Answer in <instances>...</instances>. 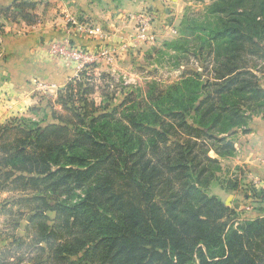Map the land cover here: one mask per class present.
<instances>
[{"label":"trees","instance_id":"obj_1","mask_svg":"<svg viewBox=\"0 0 264 264\" xmlns=\"http://www.w3.org/2000/svg\"><path fill=\"white\" fill-rule=\"evenodd\" d=\"M208 1L205 22L185 13L177 36L148 53L187 68L173 84L120 81L115 104L118 83L92 65L31 109L41 120L0 124V193L13 195L0 203L13 219L0 264H264V217L241 218L208 193L231 138L264 117L253 72L264 60V0ZM35 7L17 0L0 15L30 26ZM240 183L219 180L225 191ZM253 195L264 204V188Z\"/></svg>","mask_w":264,"mask_h":264},{"label":"crops","instance_id":"obj_2","mask_svg":"<svg viewBox=\"0 0 264 264\" xmlns=\"http://www.w3.org/2000/svg\"><path fill=\"white\" fill-rule=\"evenodd\" d=\"M15 1L0 0V8L10 7ZM21 1L38 3L35 13L39 24L31 27L24 22L4 23L0 35V124L12 117L32 114V108L46 106L47 100L53 101L58 91L77 76L76 64L53 55L51 44L67 41L92 56L107 53L110 60H99L94 70H99L100 75L106 68L109 72L105 73L112 75L122 71L125 61L140 54L147 45L174 39L185 7L183 0ZM147 14L152 18L149 40L140 42L136 39L135 22ZM248 130L247 134H236V156L240 165L254 167L245 175L263 189L264 173L259 168L264 167V117H254ZM219 191L221 194L215 196L237 213L250 202L240 189L231 192L219 187ZM6 194L0 193V203ZM22 221L14 232L17 237L24 235L27 226V221Z\"/></svg>","mask_w":264,"mask_h":264},{"label":"rangeland","instance_id":"obj_3","mask_svg":"<svg viewBox=\"0 0 264 264\" xmlns=\"http://www.w3.org/2000/svg\"><path fill=\"white\" fill-rule=\"evenodd\" d=\"M31 2H34V1H31ZM34 3L36 4V7H35V11L33 12V14H35L36 19L34 20V24L30 25L31 27L39 24V18H38V15L36 14L38 13L37 10L39 9V8L37 9L38 3L37 2H34ZM183 3L185 4V7L183 10L182 16L185 13H188V16H190L194 20H197L198 22L206 21L205 20V14H206L205 7L211 3L210 1L206 0L204 3H201L199 2V0H183ZM7 18L11 19L10 16L4 17L0 15V25L3 26V28L5 27L4 23L10 22V20H8ZM0 32H2L0 34L2 35L4 32V29H2ZM172 40L173 39L168 38L166 40L165 39L158 40L154 44L147 45L146 47L140 50L141 51L140 54L136 56H132L130 57L129 60L125 61V64L122 67L123 68L122 71H116L115 73L110 72L112 74L111 76L114 78V81L118 83V86H119L117 88L118 95L116 96L115 104H117L122 99V96H124L123 94L121 95L120 93V89H121V86L119 85L120 81L125 82V84H129L132 86L137 85L143 88L145 82H149L151 80H156L159 82V84H162V85H170L180 78L181 73L187 70L186 67L173 69L172 63L167 62L168 57L163 58V57H158L156 55H153L152 58L154 59V62H151L150 60L147 59L149 56L148 53L151 51L152 48H160V45L163 42L172 41ZM171 56H173V54ZM159 63H161V65H159ZM192 63H193L192 67L195 68L196 71H199L198 64L195 65L193 60H191V64ZM103 70L105 72H109L106 70V68H103ZM154 71L156 73H154ZM99 72H100L99 70L98 71L94 70V75L98 77ZM253 72H255L254 74L257 76L259 80L260 87L264 89V60L257 61L256 69ZM107 83H108L107 80H105V81L99 82L98 84L104 85ZM99 94L100 93L98 92V90H95V94L93 95V97L98 102L100 101ZM55 108L59 109L57 106ZM43 115L44 114H25L23 116H17V117H25L29 119H34L35 121H39L43 118ZM250 123L247 124V127L250 126ZM239 134H243V133H241V131L239 130L237 132V135ZM235 140H236V135L231 138V141L233 142V145H234V152L220 159L222 171L216 175L218 180L213 181L210 184L208 193L209 195H214V196L217 193L221 194V192L219 191V187H220L219 180H223V179L234 180L235 178L239 179V181L241 182L240 183L241 186L239 189L243 191L244 195L248 196V199L250 202L247 201V203L243 206V208L240 209V211L238 212V215L240 217L250 218V219L264 217V204L252 202V198H254L253 194L258 192L261 189H258L253 183L249 182L247 179V174L245 175L246 172H250V170L254 169V167L247 168L246 165H240L241 161L238 159L239 156H236V149H235V143H234ZM210 155L215 157L213 153H210ZM259 170H261L262 173H264V167L263 169L262 167H260ZM10 196H13V195L6 194L5 198L10 197ZM247 207H249V210H247ZM0 217H1L0 218V237H3L2 234H6L7 232V229H4V226H5L4 224L11 218L8 216H0ZM252 217H255V218H252ZM21 223L22 225H24L25 221H22ZM191 264H194V263H191Z\"/></svg>","mask_w":264,"mask_h":264},{"label":"built area","instance_id":"obj_4","mask_svg":"<svg viewBox=\"0 0 264 264\" xmlns=\"http://www.w3.org/2000/svg\"><path fill=\"white\" fill-rule=\"evenodd\" d=\"M152 18L150 14L145 16H140L137 18L136 24V39H139L140 42H145L149 40V30L151 28ZM50 52L56 57L69 60L76 64L77 74L83 70L91 69V66L98 63L99 60L106 58L107 53H102L101 55L92 56L84 53L82 50L77 49L76 47L71 46L67 41L61 43H53L49 47ZM111 57H107V60H110ZM45 89V86L42 87ZM247 210H249L247 208Z\"/></svg>","mask_w":264,"mask_h":264}]
</instances>
